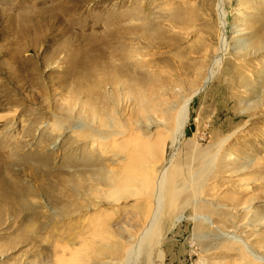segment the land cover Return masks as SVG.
<instances>
[{"label": "rangeland", "instance_id": "obj_1", "mask_svg": "<svg viewBox=\"0 0 264 264\" xmlns=\"http://www.w3.org/2000/svg\"><path fill=\"white\" fill-rule=\"evenodd\" d=\"M222 2L0 0V264H56L65 248L117 264L139 198L91 233L119 165L83 132L168 133L184 106L178 144L150 162L169 173L160 242L136 264H246L233 234L264 258V0ZM247 206L239 231L229 217Z\"/></svg>", "mask_w": 264, "mask_h": 264}, {"label": "bare ground", "instance_id": "obj_2", "mask_svg": "<svg viewBox=\"0 0 264 264\" xmlns=\"http://www.w3.org/2000/svg\"><path fill=\"white\" fill-rule=\"evenodd\" d=\"M219 1V9L221 11L223 0H218V2ZM221 24L223 32L222 43L224 46V43L226 42V27L223 20L221 21ZM185 109L186 106L180 107L173 112L170 119L171 126L168 133L154 132L152 135L144 134V132L139 129L125 127L120 121L115 123V129H113L112 132L103 133L102 131L93 128H91L90 132H83L84 140H87L88 142L90 141L93 148L99 149L103 154L111 157L115 164L119 165V168L115 170L107 183L110 186V189H99L101 190V195L110 199L108 207L97 212L89 213L86 216L85 222L91 233L93 235L104 234V231L112 226L115 219L120 218V216L124 214L121 212V215L117 217L122 209V202L132 198H139L134 204V207H130V210L134 213L142 211V213L138 214L142 215V217L139 218L136 216L138 220L136 219L135 221H139V223L137 222L138 227L133 228L134 231L129 230L132 231L129 235V242L126 243L123 242V240H120L115 244L114 259H116L117 264H136L141 257L150 262L153 247L160 242L165 219V198L169 190V173H167V170L165 169L166 164H164V168H155L150 162H157L162 156L166 158L168 153L173 149V146L178 144L179 126ZM102 121L107 123V120ZM73 131V133L76 132V130ZM80 132H78V135ZM169 135L174 137V140L171 143H168ZM216 157L217 156H214L209 162L208 160L206 161L208 162L209 170L211 169V171L214 168L213 166H215ZM205 159L206 158H202V160ZM211 171L205 176L208 177L210 173H212ZM206 177H203V180H206ZM199 184H201V181ZM216 189V187L210 188V190H213V193L214 191L216 192ZM145 199L150 201L140 205ZM195 202L197 201L195 200ZM207 202L209 204L207 207L210 211V219L208 218L207 220L211 222V217L214 215L212 213H216L217 208L214 202ZM203 207L205 206H200V208ZM248 208L250 207L247 206L243 211H240V214H233L229 217L234 227L240 229L239 231L246 232V227L249 226V224H247L249 219L247 220V218L251 215L249 211L250 209ZM125 209L128 210L127 208ZM242 214H244L245 217L240 219ZM124 216L125 218L127 217L126 215ZM129 217L130 215L128 218ZM121 219L122 218H120L119 221H121ZM126 220L127 219H125V221ZM232 238H235L236 240H233ZM231 239L233 240V243L239 242V249L242 251L241 256L244 257L246 264H264V258L252 251L246 243L242 242L238 234H233ZM88 263L95 264V261L92 259V255L89 252L78 250H72L70 252V250L66 251V248L65 250H62L56 260V264Z\"/></svg>", "mask_w": 264, "mask_h": 264}]
</instances>
